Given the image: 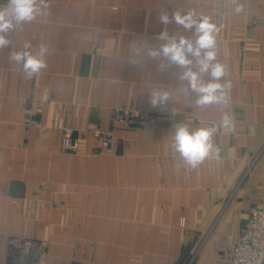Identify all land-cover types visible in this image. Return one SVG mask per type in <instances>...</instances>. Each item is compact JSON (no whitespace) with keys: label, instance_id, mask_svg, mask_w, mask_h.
<instances>
[{"label":"crops","instance_id":"obj_1","mask_svg":"<svg viewBox=\"0 0 264 264\" xmlns=\"http://www.w3.org/2000/svg\"><path fill=\"white\" fill-rule=\"evenodd\" d=\"M45 2V15L9 33L0 49V264H15L11 237L46 241L43 264H231L227 237L252 205L264 209V0ZM163 10L194 11L217 27L222 103L197 107L179 69L161 71L132 51L161 43L164 27L195 38L162 25ZM25 43L49 50L47 68L32 79L9 58ZM156 88L173 98L163 109L149 103ZM121 108L158 122L115 129L111 155L90 156L98 148L91 144L85 153L62 150L65 127L97 120L110 128ZM200 118L218 130L193 169L172 147L174 125L206 127Z\"/></svg>","mask_w":264,"mask_h":264},{"label":"clouds","instance_id":"obj_2","mask_svg":"<svg viewBox=\"0 0 264 264\" xmlns=\"http://www.w3.org/2000/svg\"><path fill=\"white\" fill-rule=\"evenodd\" d=\"M48 4L45 0H7L0 5V49L8 47L11 41L9 33L31 23L37 17L45 15ZM240 9L238 8L237 11ZM159 22L168 26L176 24L187 31H192L194 39L179 35L178 31L170 33L168 28L159 33L158 44L133 45L132 51L138 57H147L152 61H159L161 71H167L173 66L179 71L175 73L181 82L185 83L183 92L186 96H195V105L205 107L211 104H220L223 101V87L220 83L226 74L225 65L217 62V27L211 18L197 15L194 11L182 14L179 10L171 14L163 10L158 15ZM49 50L46 45L40 44L35 52L32 45L25 43L22 47L10 53V60L22 70L25 78L32 79L36 74L47 68L46 55ZM207 76V82L204 77ZM149 103L153 108H165L173 100L170 92L160 88L149 93ZM222 125L228 127L230 120L223 117ZM175 135L173 145L183 163L196 168L211 153L212 138L217 131L216 126L190 129L186 123L174 125Z\"/></svg>","mask_w":264,"mask_h":264},{"label":"built area","instance_id":"obj_3","mask_svg":"<svg viewBox=\"0 0 264 264\" xmlns=\"http://www.w3.org/2000/svg\"><path fill=\"white\" fill-rule=\"evenodd\" d=\"M7 0H0V5L6 4ZM152 119L148 114H139V116L121 110H116L114 120L123 122L127 119ZM32 123L39 124L33 120ZM197 123L206 127L216 126L215 120L197 119ZM104 146L108 144L104 143ZM63 150L74 151L78 149V144L73 140L69 132L63 136L61 141ZM107 151L110 150L107 148ZM229 257L231 264H264V209L252 205L245 215V220L238 234L227 237ZM8 245L19 252L23 259L28 260V254L36 252V260L32 259L33 264H41L46 260V252L44 251L43 243L30 239L16 240L11 238L8 240ZM87 264V263H86Z\"/></svg>","mask_w":264,"mask_h":264},{"label":"rangeland","instance_id":"obj_4","mask_svg":"<svg viewBox=\"0 0 264 264\" xmlns=\"http://www.w3.org/2000/svg\"><path fill=\"white\" fill-rule=\"evenodd\" d=\"M121 111H126V112H130L133 113L137 116H139V114H148L150 117H152V119H141L140 117H137L135 119H127L126 121L123 122H117L116 120H110L111 121V126L110 128H102V126L99 124V122H97V120H86L84 123V126L81 128H76V127H65V129L62 131V136L63 137L66 132H69L71 137L73 138V140L78 144V149L74 150V151H69V150H63L65 152H71V153H85L87 152L85 150V146L86 144H91L92 146H98V148H94V150L92 152H89L90 156L96 157L97 155L100 154H106V155H111L113 153V142H114V130L117 128H135V127H143V128H147V127H152L154 126L158 120L156 118V116L150 112H145V111H141V110H137V109H131V108H121L118 109ZM32 119L29 120V124L31 125H36V126H42V124H33L32 123ZM106 143L108 144V146H104L103 144ZM107 148L110 150L109 152L107 151ZM96 149V150H95ZM183 226V225H182ZM14 238V237H11ZM9 238V239H11ZM8 239V240H9ZM23 239H28V238H16V240H23ZM33 240V239H30ZM34 241H38V240H34ZM39 242L43 243L44 245V251L46 252V260H44L41 264L45 263L47 261V258L49 256L48 254V247H47V243L46 241L40 240ZM10 247V246H9ZM12 248V247H11ZM228 249V247H227ZM12 250L14 251V254L12 256L13 259V263L17 264L23 261H27L25 259H23V257L21 256V254L19 252H17L16 250H14L12 248ZM150 255H146V254H136L134 256L135 259L139 260V261H143V260H148L150 257ZM28 261L31 262L32 259H34L36 257V252H31L30 254H28ZM133 258V255L131 256ZM37 258V257H36ZM36 258L34 259V261L36 260ZM33 263V261H32ZM95 264L93 262H91L90 260H83L82 264ZM186 264H188L186 262Z\"/></svg>","mask_w":264,"mask_h":264}]
</instances>
